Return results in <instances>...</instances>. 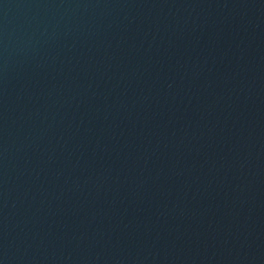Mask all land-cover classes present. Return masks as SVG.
Masks as SVG:
<instances>
[{"label": "water", "instance_id": "1", "mask_svg": "<svg viewBox=\"0 0 264 264\" xmlns=\"http://www.w3.org/2000/svg\"><path fill=\"white\" fill-rule=\"evenodd\" d=\"M0 264H264V0H0Z\"/></svg>", "mask_w": 264, "mask_h": 264}]
</instances>
